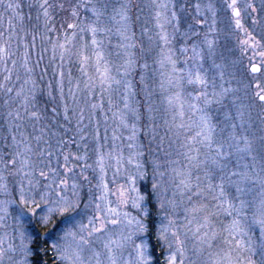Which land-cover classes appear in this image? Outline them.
I'll list each match as a JSON object with an SVG mask.
<instances>
[{"label": "snow or ice", "instance_id": "snow-or-ice-1", "mask_svg": "<svg viewBox=\"0 0 264 264\" xmlns=\"http://www.w3.org/2000/svg\"><path fill=\"white\" fill-rule=\"evenodd\" d=\"M49 253L264 264V0H0V264Z\"/></svg>", "mask_w": 264, "mask_h": 264}, {"label": "trees", "instance_id": "trees-1", "mask_svg": "<svg viewBox=\"0 0 264 264\" xmlns=\"http://www.w3.org/2000/svg\"><path fill=\"white\" fill-rule=\"evenodd\" d=\"M46 239V238H45ZM43 240V239H42ZM159 254V253H157ZM44 259L48 261V264H51V253H49L47 256H44Z\"/></svg>", "mask_w": 264, "mask_h": 264}, {"label": "rangeland", "instance_id": "rangeland-1", "mask_svg": "<svg viewBox=\"0 0 264 264\" xmlns=\"http://www.w3.org/2000/svg\"><path fill=\"white\" fill-rule=\"evenodd\" d=\"M37 231L40 232L41 239H47V237L43 235V232L39 228H37Z\"/></svg>", "mask_w": 264, "mask_h": 264}]
</instances>
